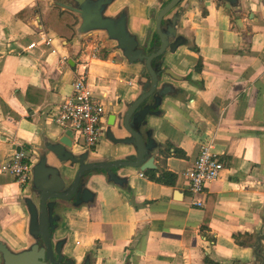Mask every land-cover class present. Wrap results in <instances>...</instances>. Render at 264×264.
Listing matches in <instances>:
<instances>
[{
    "label": "crops",
    "instance_id": "obj_1",
    "mask_svg": "<svg viewBox=\"0 0 264 264\" xmlns=\"http://www.w3.org/2000/svg\"><path fill=\"white\" fill-rule=\"evenodd\" d=\"M48 1L0 0V163L18 149L30 159L19 143L34 136L46 109L47 129L61 133L49 116L83 66L104 108L133 74L102 37L74 52L75 18ZM203 2L184 18L192 46L170 60L178 70L193 69L196 84L186 86V111L173 107L157 133L165 148L151 171L170 174L173 184L151 180L148 171L133 177L128 194L93 183L98 204L66 214L72 253L91 248L93 264H119L125 255L133 264H233L248 256L247 242L264 214V0H239L233 9ZM135 3L132 28L140 32L155 1ZM203 144L223 152V168L196 198L182 174ZM26 183L0 172V239L11 249L25 241V214L14 203ZM198 198L200 207L192 203Z\"/></svg>",
    "mask_w": 264,
    "mask_h": 264
},
{
    "label": "water",
    "instance_id": "obj_2",
    "mask_svg": "<svg viewBox=\"0 0 264 264\" xmlns=\"http://www.w3.org/2000/svg\"><path fill=\"white\" fill-rule=\"evenodd\" d=\"M144 14L147 25L132 28L135 0H49L48 4L68 11L76 20L71 40L78 52L85 40L102 37L118 58L133 70L115 104L105 106L97 146L74 144L72 132L52 134L42 114L31 139L20 143L29 153V173L24 191L14 204L25 214V241L11 249L0 239V264H93L92 249L71 251L72 233L65 227L66 214L89 211L100 197L92 184L101 183L131 192L133 177L156 169L155 154L165 148L158 138L162 122L172 108L186 111L196 84L193 69L178 70L171 62L178 51L192 46L185 33V16L203 0H154ZM237 8L239 0H215ZM245 259L233 264H264V214ZM119 264H133L125 255Z\"/></svg>",
    "mask_w": 264,
    "mask_h": 264
},
{
    "label": "built area",
    "instance_id": "obj_3",
    "mask_svg": "<svg viewBox=\"0 0 264 264\" xmlns=\"http://www.w3.org/2000/svg\"><path fill=\"white\" fill-rule=\"evenodd\" d=\"M44 41L48 44L50 39ZM104 119V105L100 97L94 93L93 85L88 78V70L83 66L71 82V94L57 105L49 120L56 124L61 132L70 130L74 142L93 148L97 144ZM222 155L223 152H213L210 144L200 146L192 166L182 174L193 197L203 195L206 184L217 179L223 168L220 158ZM28 169L29 156L22 149L15 151L9 160L0 163V172L13 174L21 183L27 182ZM202 202L198 198L192 203L200 207Z\"/></svg>",
    "mask_w": 264,
    "mask_h": 264
},
{
    "label": "trees",
    "instance_id": "obj_4",
    "mask_svg": "<svg viewBox=\"0 0 264 264\" xmlns=\"http://www.w3.org/2000/svg\"><path fill=\"white\" fill-rule=\"evenodd\" d=\"M199 69H200V63L197 64V68H196V70H199ZM174 151H175L178 155H181V152H180V151H178V150H176V149H175ZM154 173H155V171H148V172H146L145 174L148 175V177H149L151 180H154V181H156V182H158V183H164V184H166V185H172V184H173V181H170L169 178H168V175H170V174L167 175L166 172H163V173L160 174L159 177H155V176H154Z\"/></svg>",
    "mask_w": 264,
    "mask_h": 264
},
{
    "label": "rangeland",
    "instance_id": "obj_5",
    "mask_svg": "<svg viewBox=\"0 0 264 264\" xmlns=\"http://www.w3.org/2000/svg\"><path fill=\"white\" fill-rule=\"evenodd\" d=\"M102 41V39H101ZM54 110V109H53ZM52 129L55 130L56 128L54 127V125H52ZM76 218V216H72V219ZM79 249V248H76V250Z\"/></svg>",
    "mask_w": 264,
    "mask_h": 264
}]
</instances>
